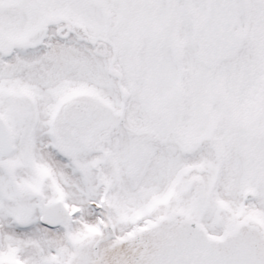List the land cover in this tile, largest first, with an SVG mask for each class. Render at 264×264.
<instances>
[{
	"label": "snow or ice",
	"instance_id": "snow-or-ice-1",
	"mask_svg": "<svg viewBox=\"0 0 264 264\" xmlns=\"http://www.w3.org/2000/svg\"><path fill=\"white\" fill-rule=\"evenodd\" d=\"M0 264H264V0H0Z\"/></svg>",
	"mask_w": 264,
	"mask_h": 264
}]
</instances>
